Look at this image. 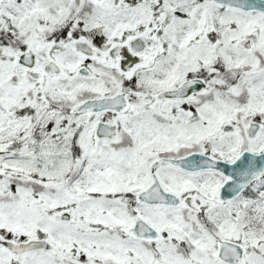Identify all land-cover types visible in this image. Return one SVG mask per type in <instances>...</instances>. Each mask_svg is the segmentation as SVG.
<instances>
[{"label": "snow or ice", "instance_id": "1", "mask_svg": "<svg viewBox=\"0 0 264 264\" xmlns=\"http://www.w3.org/2000/svg\"><path fill=\"white\" fill-rule=\"evenodd\" d=\"M0 264H264V0H0Z\"/></svg>", "mask_w": 264, "mask_h": 264}]
</instances>
